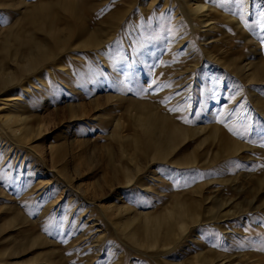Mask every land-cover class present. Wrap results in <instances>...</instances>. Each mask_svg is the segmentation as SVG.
Instances as JSON below:
<instances>
[{
    "label": "rangeland",
    "instance_id": "obj_1",
    "mask_svg": "<svg viewBox=\"0 0 264 264\" xmlns=\"http://www.w3.org/2000/svg\"><path fill=\"white\" fill-rule=\"evenodd\" d=\"M0 68V264H264V0H0Z\"/></svg>",
    "mask_w": 264,
    "mask_h": 264
},
{
    "label": "bare ground",
    "instance_id": "obj_2",
    "mask_svg": "<svg viewBox=\"0 0 264 264\" xmlns=\"http://www.w3.org/2000/svg\"><path fill=\"white\" fill-rule=\"evenodd\" d=\"M197 4V3H196ZM53 5V4H52ZM71 6H72V4H71ZM71 6H69L70 7V10L71 9H75L74 7H71ZM202 7H204V5H202V3L201 4H197L196 6H195V8L196 9H200V8H202ZM52 7H51V4L49 5H44L43 7H40L39 8V10L38 11H44L48 16H50L51 17V13H53L52 12ZM77 10V9H76ZM57 13H58V11H57ZM28 15V14H27ZM37 19V17H34V15L32 14V16H31V20H36ZM31 23V22H30ZM35 24V23H34ZM52 24V23H51ZM34 40V39H33ZM32 46V45H31ZM32 47H34V46H32ZM45 46L43 45V46H39V47H37L36 49H31V53H30V55H28V57L26 56V58H25V60H28L29 61V63L30 62H32L33 60H34V58L35 57H37V55H41V56H43L44 54H46L45 52L47 51L45 48H44ZM20 48V47H19ZM18 49V48H17ZM30 51H28V53H29ZM32 54V55H31ZM34 54V55H33ZM39 57V56H38ZM1 69V68H0ZM2 70V69H1ZM2 76H3V81H4V74H5V77L6 78H11V76H9L10 75V73H4V72H1L0 73ZM6 120H4V118H2L3 119V123L5 122V124H7L8 126H10V128L11 129H13L14 131H18L19 132V135H24V134H26V127H25V119L24 118H21V117H15V116H13L12 114H8V115H6ZM45 130V128L44 127H42V126H39V127H37L36 129H34L33 130V132L32 133H34V135H36V134H39V133H41L42 131H44Z\"/></svg>",
    "mask_w": 264,
    "mask_h": 264
},
{
    "label": "snow or ice",
    "instance_id": "obj_3",
    "mask_svg": "<svg viewBox=\"0 0 264 264\" xmlns=\"http://www.w3.org/2000/svg\"><path fill=\"white\" fill-rule=\"evenodd\" d=\"M238 3H243V0H237Z\"/></svg>",
    "mask_w": 264,
    "mask_h": 264
}]
</instances>
